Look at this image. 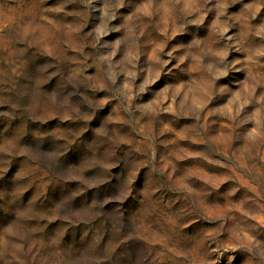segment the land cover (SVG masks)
Masks as SVG:
<instances>
[{
  "label": "rangeland",
  "instance_id": "obj_1",
  "mask_svg": "<svg viewBox=\"0 0 264 264\" xmlns=\"http://www.w3.org/2000/svg\"><path fill=\"white\" fill-rule=\"evenodd\" d=\"M0 264H264V0H0Z\"/></svg>",
  "mask_w": 264,
  "mask_h": 264
}]
</instances>
